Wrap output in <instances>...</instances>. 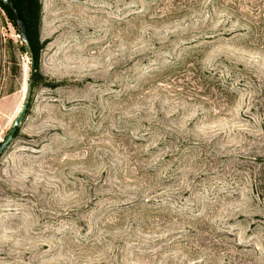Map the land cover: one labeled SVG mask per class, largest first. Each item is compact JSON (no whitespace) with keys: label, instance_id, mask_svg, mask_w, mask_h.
Instances as JSON below:
<instances>
[{"label":"rangeland","instance_id":"374dc122","mask_svg":"<svg viewBox=\"0 0 264 264\" xmlns=\"http://www.w3.org/2000/svg\"><path fill=\"white\" fill-rule=\"evenodd\" d=\"M41 2L0 264H264V0ZM31 64L0 2V141Z\"/></svg>","mask_w":264,"mask_h":264},{"label":"trees","instance_id":"16d2710c","mask_svg":"<svg viewBox=\"0 0 264 264\" xmlns=\"http://www.w3.org/2000/svg\"><path fill=\"white\" fill-rule=\"evenodd\" d=\"M0 2L13 13L16 21V15L13 9L10 6L3 3L1 0ZM10 2L17 9L25 24V32L29 41L30 56L35 68L34 76L30 81V86H31L37 82V79L39 77V74L36 71L38 68L40 54L43 49V43L40 40L42 2L41 0H10ZM17 130L14 136H16Z\"/></svg>","mask_w":264,"mask_h":264},{"label":"water","instance_id":"95a60500","mask_svg":"<svg viewBox=\"0 0 264 264\" xmlns=\"http://www.w3.org/2000/svg\"><path fill=\"white\" fill-rule=\"evenodd\" d=\"M3 3H5L6 5L10 6L15 15H16V24H17V29H18V33L20 35V40L22 43H24L26 45L27 48V52L30 53V48H29V41L25 32V24L23 22V19L21 17V15L19 14V12L17 11V9L12 5V3L10 2V0H1ZM35 73V68L33 63L31 64V68H30V78L29 81L32 80L33 76ZM31 87L30 84L27 87V91L26 94L24 96V100L11 124V126L9 127V129L6 131L5 135L3 136V138L0 141V155L2 154V152L5 150V148L11 143V141L13 140V138L15 137V132L16 130L20 127L23 119L25 118L26 115V110L28 108L29 102H30V97H31Z\"/></svg>","mask_w":264,"mask_h":264}]
</instances>
